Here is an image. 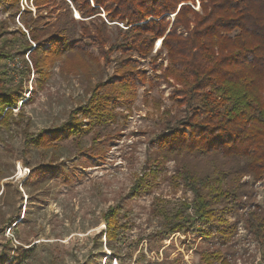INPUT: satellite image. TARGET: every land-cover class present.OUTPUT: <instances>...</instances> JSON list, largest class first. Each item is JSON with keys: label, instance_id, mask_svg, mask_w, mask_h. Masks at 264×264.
<instances>
[{"label": "trees", "instance_id": "obj_1", "mask_svg": "<svg viewBox=\"0 0 264 264\" xmlns=\"http://www.w3.org/2000/svg\"><path fill=\"white\" fill-rule=\"evenodd\" d=\"M199 2L197 8V0H0L16 8L21 24L1 35L0 121L8 124L32 72L49 76L60 62L61 69L67 64L92 74L119 51L114 75L93 85L69 121L26 134L23 150L29 154L34 140L45 149L64 135L80 137L94 123L114 120L113 104L132 100L139 84L148 80L147 72L133 65L134 53L151 58L161 70L149 80L169 87L181 112L166 111L171 120L149 148L157 162L144 169L132 193L150 185L146 178L156 174L158 163L174 161V177L193 198L183 199L172 211L161 210L160 233L193 229L211 240V250L203 254L205 264H231L227 256L236 253L233 239L242 219L264 264V200L257 202L256 188L264 183V0ZM110 25L119 32L113 43ZM159 39L161 48L153 54ZM162 50L167 65L156 67ZM45 167H32L23 185L34 188L45 182ZM114 213L113 208L106 216L113 217L106 245L118 257L124 225ZM233 215L237 219L231 220ZM17 217L9 216L10 227ZM31 251L19 245L14 256H2V264H22Z\"/></svg>", "mask_w": 264, "mask_h": 264}, {"label": "rangeland", "instance_id": "obj_2", "mask_svg": "<svg viewBox=\"0 0 264 264\" xmlns=\"http://www.w3.org/2000/svg\"><path fill=\"white\" fill-rule=\"evenodd\" d=\"M199 5L197 0V8ZM15 9L0 4V45L4 30L21 26ZM106 15L102 11V17ZM109 35L112 43L119 37L115 25H110ZM160 48L161 39L153 54ZM119 56L117 51L110 62L102 59L104 68L92 74L67 64L61 69L60 62L49 76L32 72L18 104L12 107L8 124L0 121V264L4 254H17L19 245L32 249L22 264H205L203 254L211 250V240L193 229L160 233L161 210L172 211L183 199L193 198L174 177V161L158 163L156 174L146 178L150 185L136 194L131 191L144 169L154 162L149 148L171 120L166 111L181 112L170 99L171 89L149 80L161 70L155 69L151 58L140 59L134 53L133 65L145 70L148 80L139 84L132 100L113 104L114 120L94 123L77 138L64 135L45 149L34 140L29 154L23 150L26 134H40L69 121L86 103L93 85L114 75ZM165 57L162 50L156 67L162 62L167 65ZM40 165L49 170L47 180L34 188L25 187L32 167ZM256 188L257 202L262 204L264 183ZM113 208L124 225L118 257L106 245L108 222L113 218L106 216ZM11 214L18 217L17 224L10 227ZM233 242L236 253L227 256L231 264H262L260 251L242 219Z\"/></svg>", "mask_w": 264, "mask_h": 264}, {"label": "water", "instance_id": "obj_3", "mask_svg": "<svg viewBox=\"0 0 264 264\" xmlns=\"http://www.w3.org/2000/svg\"><path fill=\"white\" fill-rule=\"evenodd\" d=\"M77 12H78V11H77V10H75L76 17H77V18H81V17H80V14L78 15V14H77Z\"/></svg>", "mask_w": 264, "mask_h": 264}, {"label": "bare ground", "instance_id": "obj_4", "mask_svg": "<svg viewBox=\"0 0 264 264\" xmlns=\"http://www.w3.org/2000/svg\"><path fill=\"white\" fill-rule=\"evenodd\" d=\"M77 14L79 15V13L77 12Z\"/></svg>", "mask_w": 264, "mask_h": 264}]
</instances>
